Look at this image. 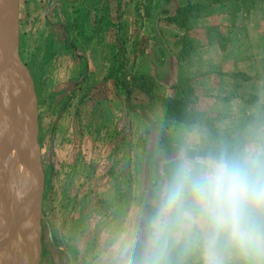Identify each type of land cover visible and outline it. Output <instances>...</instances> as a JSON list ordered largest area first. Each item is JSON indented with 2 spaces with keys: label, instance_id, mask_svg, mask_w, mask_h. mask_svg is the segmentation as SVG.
Listing matches in <instances>:
<instances>
[{
  "label": "rangeland",
  "instance_id": "374dc122",
  "mask_svg": "<svg viewBox=\"0 0 264 264\" xmlns=\"http://www.w3.org/2000/svg\"><path fill=\"white\" fill-rule=\"evenodd\" d=\"M18 49L35 97L48 222L37 221L35 264H123L156 198L145 189L150 150L162 159L163 143L233 151L264 139V0H19ZM140 76L128 96L125 84ZM6 78L11 88L16 77L0 85ZM20 168L7 187L12 210L32 192L17 185Z\"/></svg>",
  "mask_w": 264,
  "mask_h": 264
},
{
  "label": "clouds",
  "instance_id": "9594fccd",
  "mask_svg": "<svg viewBox=\"0 0 264 264\" xmlns=\"http://www.w3.org/2000/svg\"><path fill=\"white\" fill-rule=\"evenodd\" d=\"M138 246V255L133 251ZM123 264H264V139L181 152Z\"/></svg>",
  "mask_w": 264,
  "mask_h": 264
},
{
  "label": "water",
  "instance_id": "95a60500",
  "mask_svg": "<svg viewBox=\"0 0 264 264\" xmlns=\"http://www.w3.org/2000/svg\"><path fill=\"white\" fill-rule=\"evenodd\" d=\"M19 0H0V80L8 74H13L16 80L10 88V95L12 97L18 96L23 100V108L29 116V133L26 141L22 144L19 141L15 143L16 148L13 146L16 155L18 153H30L35 160V177L27 174L24 186H31L32 192L27 193V200L19 212L27 213L33 229L36 230V250H32L28 246L27 253L24 256V261L19 264H35L40 246V231L37 227L39 218L48 227V222L45 217L41 216V206L43 197V168L41 163L40 146L38 143V116L36 111L35 97L33 94L32 80L30 75L22 63L19 56ZM25 82L26 85L23 83ZM0 118L8 120L10 128L15 130V119L12 118L2 106L0 98ZM15 136V135H14ZM16 138V137H15ZM7 152L4 147L0 151V161L6 159ZM18 157V156H17ZM27 183V184H26ZM22 188L21 190H23ZM28 201V202H27ZM12 214L16 215V212ZM10 214L6 217H13ZM7 220V219H6ZM1 226L5 223V219L0 218ZM49 229V228H48ZM6 250V243L4 239L0 240V256Z\"/></svg>",
  "mask_w": 264,
  "mask_h": 264
},
{
  "label": "bare ground",
  "instance_id": "6f19581e",
  "mask_svg": "<svg viewBox=\"0 0 264 264\" xmlns=\"http://www.w3.org/2000/svg\"><path fill=\"white\" fill-rule=\"evenodd\" d=\"M10 86H11V84L9 83V79H7V78L4 80L3 84L0 85V89H1L0 91L2 92V94L0 93V98L2 100V106L8 112V114L12 118L15 119V124H16L15 130L12 131L7 124V120L4 121L3 119L0 118V151L4 147V149H6V152H7L6 158L8 157V159L6 161L5 170H4V166H5L4 161L6 159L4 161H0V173L2 175L1 169H3L4 170L3 175L5 177V181L0 187V216L1 217H4V216L6 217L8 212L10 215L13 213L12 211L16 212L17 207L21 203L24 202L23 200H25L24 197H19L17 199L13 198V200L16 203V207L13 208L14 210L11 209V206H10L11 201H10V197H8V195H9L8 194V192H9L8 191V189H9L8 185L10 183H12L13 178L16 176V174H15L16 170H18L21 166L23 167L24 165L27 169L25 174L22 177H20L19 180L17 181V185L21 186V187L24 186L27 174H29L31 177H35V175H36L34 157L31 154L28 155V153H26V152H23V154H22V153H18V151H16L17 152V155H16L15 151L11 150L13 146L16 148V145H15L16 142L19 141L20 143L23 144L26 141V137L24 136V134L26 135V133H28V126H27L26 113H25L24 108H23V100L20 99L18 96L12 97L8 93ZM20 119H21V122L22 121L24 122L25 126L24 125L23 126L26 127L25 131H23L22 128L17 123L18 120H20ZM6 129L10 132V134L13 138L16 137L15 138L16 141H14L11 138V136L9 135V133L7 132ZM1 181H2V177L0 176V182ZM7 187H8V189H7ZM16 191H18V189H16ZM7 197H8V199H7ZM19 211L20 210H18V212H16V215L12 214V215H14L13 217L7 218V223H6L7 228L5 227L7 229L6 230L7 235L3 239L6 243V248H7L9 243L12 245L15 244L19 248V250L21 251L22 256L24 257L27 253L29 241L31 243V247H32L33 241L35 243L36 230H34V232H33L32 226L29 228V230L28 229L25 230V228L27 227V223H28L26 220L27 218H26L24 212H19ZM18 224H19V226H21V227H19L20 229H17ZM1 231L2 230H1V225H0V232ZM3 231H4V229H3ZM19 232L22 234L21 236H23V237H21L19 235ZM14 236H16L15 239H14ZM32 236H33V238H32ZM16 238H17V240H16ZM35 245H36V243H35ZM3 254H5V253H3ZM17 254H15V251L13 252L11 250V252H9L8 255H6L5 257H3L1 255L2 257L0 258V264H12V263L14 264V261H16L15 257ZM16 263H17V261H16Z\"/></svg>",
  "mask_w": 264,
  "mask_h": 264
},
{
  "label": "trees",
  "instance_id": "16d2710c",
  "mask_svg": "<svg viewBox=\"0 0 264 264\" xmlns=\"http://www.w3.org/2000/svg\"><path fill=\"white\" fill-rule=\"evenodd\" d=\"M142 80H146L143 76L140 77H135L133 79V83H129L127 82L125 84V88H126V93L128 94V96L130 94H132V92L134 91V89L137 86H140ZM140 84V85H139ZM151 84V85H150ZM146 94L151 95L154 97L153 93H152V83L149 82V88L146 91ZM156 98H158L155 95ZM172 103V101H171ZM174 119L178 122H182L185 124H188V121L185 117V115H181L180 113H176L174 115ZM158 150V151H157ZM155 152L157 155L162 156V159H159L158 156L154 155V151L150 150L151 154L149 156V162H151V166L149 167V164L147 166V175L148 178H146V180L148 181V190L150 193H153L152 196H154V198L156 197V193L158 191V189L161 187L162 182L164 184V181H166V178L170 172V169L174 166V163L177 161V159H173V155H175L177 153V150H174L169 144H165L163 143L162 146L159 147V149H157ZM219 150L213 147H204L202 149H191V148H187L185 149L184 152H187L189 155H211L214 154L216 152H218ZM163 161L162 163V172L163 175H161V173L159 172V168L157 169L154 165L155 162L160 163V161ZM165 179V180H164ZM137 253L139 252V248L138 246L135 248V250ZM138 255V254H137Z\"/></svg>",
  "mask_w": 264,
  "mask_h": 264
},
{
  "label": "crops",
  "instance_id": "0c3cea01",
  "mask_svg": "<svg viewBox=\"0 0 264 264\" xmlns=\"http://www.w3.org/2000/svg\"><path fill=\"white\" fill-rule=\"evenodd\" d=\"M179 153H181V152H180L179 149H177V153H176V154L178 155ZM147 157H148V155H147ZM178 158H179V155L173 157V159H178ZM163 161H165V160H163ZM163 161H162V162H163ZM159 172H160V170H159ZM161 173H162V172H161ZM145 189H146V191H147L148 193H150L149 190H148L147 188H145ZM16 212H18V210H17ZM10 216H11V215H10ZM0 217H1V216H0ZM7 218H8V217H1V219H5V223L1 226V230H2L1 232H2V233L0 232V240L3 239V238H5V236L7 235V234H6V230H7V229H6V228H7V225H6L7 220H6V219H7ZM0 225H1V223H0ZM5 227H6V228H5ZM17 227H18V228H17ZM17 227H16L17 229H20L19 227H21V226H19V224H18ZM3 229H4L5 232L3 231ZM3 233H4V234H3ZM3 235H4V236H3ZM19 235L21 236L22 234L19 232ZM15 237H16V236H14V239H15ZM21 237H23V236H21ZM24 237H25V236H24ZM16 240H17V238H16ZM12 243H13V242H12ZM7 247H8V248H6V249H7L8 251H7V250H6V251H7L8 253L11 252L10 249H11L12 247H13V248H12V251H13V252L15 251V253H16L17 251H20L19 248H18L15 244L12 245V244L9 243ZM16 247H17V248H16ZM17 249H18V250H17ZM6 251H5V252H6ZM20 252H21V251H20Z\"/></svg>",
  "mask_w": 264,
  "mask_h": 264
}]
</instances>
